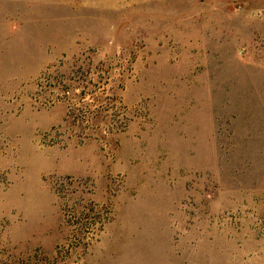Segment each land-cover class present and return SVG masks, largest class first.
<instances>
[{
    "label": "rangeland",
    "instance_id": "rangeland-1",
    "mask_svg": "<svg viewBox=\"0 0 264 264\" xmlns=\"http://www.w3.org/2000/svg\"><path fill=\"white\" fill-rule=\"evenodd\" d=\"M0 264H264V0H0Z\"/></svg>",
    "mask_w": 264,
    "mask_h": 264
}]
</instances>
